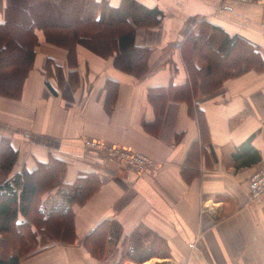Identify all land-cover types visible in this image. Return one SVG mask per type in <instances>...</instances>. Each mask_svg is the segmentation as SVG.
I'll return each instance as SVG.
<instances>
[{
    "label": "crops",
    "instance_id": "0c3cea01",
    "mask_svg": "<svg viewBox=\"0 0 264 264\" xmlns=\"http://www.w3.org/2000/svg\"><path fill=\"white\" fill-rule=\"evenodd\" d=\"M105 1L117 7L121 0ZM136 1L163 14L146 26L129 20L135 47L150 51L142 76L135 79L115 67L113 55L102 58L78 45L74 69L79 82L65 100L55 73L60 69L67 79V52L37 30L21 97L0 96V142L6 138L16 151L17 171L57 159L65 164L63 184L72 185L81 174H95L100 183L83 204H72L76 244H39L21 264H114L107 256L113 242H107L101 260L81 243L104 220L117 222L123 235L143 226L165 240L170 255L142 264H264V201L251 204L247 187L252 173L264 166V67L234 69L214 86L202 75L206 63L197 59L194 69L200 72H194L195 81L190 78L183 54L185 37L196 35L202 24L251 43L264 64V0ZM0 5L4 8L5 0ZM4 20L0 8V24ZM48 59L51 77L44 70ZM106 81L117 83L116 93L108 95L114 99L108 112ZM46 82L58 96L48 93ZM202 82L208 91H200ZM169 85L172 92L159 114L148 89ZM182 89L189 91L186 97L175 93ZM84 137L141 152L156 166L138 175L91 155ZM192 146L195 165L186 160Z\"/></svg>",
    "mask_w": 264,
    "mask_h": 264
},
{
    "label": "trees",
    "instance_id": "16d2710c",
    "mask_svg": "<svg viewBox=\"0 0 264 264\" xmlns=\"http://www.w3.org/2000/svg\"><path fill=\"white\" fill-rule=\"evenodd\" d=\"M0 0V4H1ZM0 8L4 23L0 24V96L19 99L28 70L35 57L34 48L38 44L35 32L43 33L47 43L65 48L67 67L70 71L67 79L58 69L55 73L59 94L71 99V91L79 77L75 71L76 47L86 48L92 53L107 58L113 55V65L135 79L148 69L149 49L134 45V27L156 23L163 16L157 8H148L136 0H121L117 7L109 6L105 0H5ZM196 35L190 33L185 37L184 58L189 76L194 81V72L198 63H206L202 75L214 86L224 78L232 75L234 69H262L264 64L258 49L251 43L237 36H228L215 26H199ZM200 64V65H201ZM44 67L48 77L53 66L48 59ZM55 68V67H54ZM217 82L215 83V81ZM5 84H4V83ZM50 95L58 92L45 83ZM187 87L189 84H184ZM104 107L108 111L113 107L109 94H115L117 83L106 81ZM172 85L148 89V100L159 114H163L165 103ZM201 92L208 91L202 82ZM181 92L186 97L188 90ZM190 98V97H189ZM196 148L189 149L186 160L196 164ZM17 153L9 141L0 142V169L6 179L0 181V264H21V259L35 250L39 244L50 241L64 244H76L78 238L74 229L72 204H83L97 189L99 180L95 174H81L70 186H59L65 172V164L57 159L39 163L33 170L21 168L16 170ZM48 169L52 175L45 173ZM60 171V172H59ZM59 172L60 176H57ZM56 177L55 180L52 179ZM47 183H44L46 182ZM52 190L55 197L44 202L43 197ZM56 190H58L56 192ZM19 217L21 219H19ZM122 227L115 221L104 220L85 236L81 243L90 256L96 259L105 257L107 242L120 247L117 263L131 262L142 264L152 258H165L170 255L164 239L145 228L137 227L129 234L123 235Z\"/></svg>",
    "mask_w": 264,
    "mask_h": 264
},
{
    "label": "built area",
    "instance_id": "2783aa9c",
    "mask_svg": "<svg viewBox=\"0 0 264 264\" xmlns=\"http://www.w3.org/2000/svg\"><path fill=\"white\" fill-rule=\"evenodd\" d=\"M241 3H256L260 0H230ZM95 151L104 153L108 159L117 162L134 173L140 175L155 168L156 163L147 155L138 152L127 150L118 146H106L100 142L91 141L85 148L91 147ZM248 200L251 204L258 205L264 201V166L260 167L252 173L248 183Z\"/></svg>",
    "mask_w": 264,
    "mask_h": 264
},
{
    "label": "rangeland",
    "instance_id": "374dc122",
    "mask_svg": "<svg viewBox=\"0 0 264 264\" xmlns=\"http://www.w3.org/2000/svg\"><path fill=\"white\" fill-rule=\"evenodd\" d=\"M1 80V79H0ZM2 81V80H1ZM4 83V82H3ZM5 84V83H4ZM4 138L2 137L1 138V140H3ZM6 139V138H5ZM91 141H96V142H100V143H102V144H104V145H106V146H118V147H121V146H119V145H116V144H110V143H108V142H106V141H103V140H100V139H94V138H90V137H84V139H83V141H82V144H83V146H84V148H85V142H86V145H88V143H90ZM93 145L91 146V147H89V149L88 148H85V149H87L88 151H89V153L92 155V154H95V155H97V154H99V155H102L105 159H107L108 160V157L104 154V153H101V152H98V151H95V150H92L93 148ZM50 160H52V159H49L48 161H50ZM47 161V162H48ZM45 173L46 174H48V175H52L53 174V172L51 171V169H48L47 171H45ZM63 178H64V176H63ZM62 178V179H63ZM52 179L53 180H55L56 179V177H53L52 176ZM44 183H47V181L46 182H44ZM61 184H63L62 183V180H61ZM59 185V186H62V187H64V186H70V185H66V184H63V185ZM74 184V183H73ZM72 184V185H73ZM58 190H56V192H57ZM50 193H52V195H51V198H47L48 199V201H52L53 199H54V197L56 196L55 194V191L54 190H52L51 192H49L48 194H50ZM120 247H118V246H115V247H112L111 248V251H108V254H107V256L109 255V256H111V259L113 260V261H115L116 263H117V260L119 259V256H120ZM106 255V254H105ZM128 262V261H127ZM127 262H123V263H127Z\"/></svg>",
    "mask_w": 264,
    "mask_h": 264
},
{
    "label": "water",
    "instance_id": "95a60500",
    "mask_svg": "<svg viewBox=\"0 0 264 264\" xmlns=\"http://www.w3.org/2000/svg\"><path fill=\"white\" fill-rule=\"evenodd\" d=\"M178 47V45H176Z\"/></svg>",
    "mask_w": 264,
    "mask_h": 264
}]
</instances>
